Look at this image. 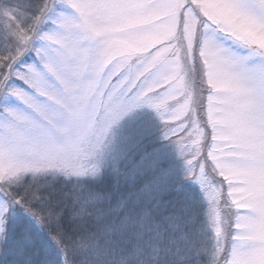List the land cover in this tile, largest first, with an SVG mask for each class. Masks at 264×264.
<instances>
[{
    "label": "snow or ice",
    "instance_id": "6c2138e0",
    "mask_svg": "<svg viewBox=\"0 0 264 264\" xmlns=\"http://www.w3.org/2000/svg\"><path fill=\"white\" fill-rule=\"evenodd\" d=\"M0 264H264V0H0Z\"/></svg>",
    "mask_w": 264,
    "mask_h": 264
},
{
    "label": "rangeland",
    "instance_id": "374dc122",
    "mask_svg": "<svg viewBox=\"0 0 264 264\" xmlns=\"http://www.w3.org/2000/svg\"><path fill=\"white\" fill-rule=\"evenodd\" d=\"M186 184H188V182H185Z\"/></svg>",
    "mask_w": 264,
    "mask_h": 264
},
{
    "label": "trees",
    "instance_id": "16d2710c",
    "mask_svg": "<svg viewBox=\"0 0 264 264\" xmlns=\"http://www.w3.org/2000/svg\"><path fill=\"white\" fill-rule=\"evenodd\" d=\"M186 184V183H185ZM186 186H187V184H186Z\"/></svg>",
    "mask_w": 264,
    "mask_h": 264
}]
</instances>
